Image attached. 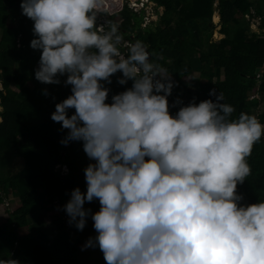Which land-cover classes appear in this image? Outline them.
<instances>
[{"label": "clouds", "instance_id": "clouds-1", "mask_svg": "<svg viewBox=\"0 0 264 264\" xmlns=\"http://www.w3.org/2000/svg\"><path fill=\"white\" fill-rule=\"evenodd\" d=\"M96 2L21 3L34 21L31 47L42 50L36 79L59 84L67 74L72 86L51 115L69 130L61 143L82 141L94 161L84 169L86 192L74 188L63 205L78 230L94 222L83 247L98 246L107 264H264V199L243 204L237 192L264 123L247 112L232 118L215 89V101L194 99L173 115L171 76L140 40L122 53L118 24L97 25ZM118 71L120 84H133L108 103L102 81ZM95 199L93 213L84 205Z\"/></svg>", "mask_w": 264, "mask_h": 264}, {"label": "trees", "instance_id": "trees-1", "mask_svg": "<svg viewBox=\"0 0 264 264\" xmlns=\"http://www.w3.org/2000/svg\"><path fill=\"white\" fill-rule=\"evenodd\" d=\"M137 1L128 0V9L134 12L129 6ZM155 2L163 12L159 36L149 52L174 82L168 97L169 111L174 115L194 99L197 104L206 99L215 101L216 96L210 95L215 89L217 95L222 94L223 102L234 107L232 118L247 112L264 123V0ZM21 3L0 0V104L5 113L0 121V168L10 163L18 167L7 175L0 169V212L4 217L0 222V259L13 258L19 264H107L98 246L91 247L92 261L79 256L81 246L97 234L94 222L89 216L84 229L78 230L69 223L63 208L74 188L87 190L84 169L73 156L83 142L62 144L69 130L51 119L55 105L71 94L72 86L64 83L67 74L60 76L59 84L36 79L42 50L31 47V40L36 38L34 21L22 13ZM216 7L221 18L220 33L224 35L219 39L213 36ZM256 17L259 31L251 26V18ZM119 33L122 39L117 47L127 54L125 39L136 41L121 27ZM122 75L118 71L111 83L102 81L110 89L106 102L111 103L113 95L132 87L131 79L126 84L118 82ZM178 99L182 103H177ZM74 111L70 109L69 115ZM59 157L67 173L58 166ZM247 160L251 174L238 184L237 192L244 197L241 203H258L264 199V136L255 142ZM93 162L88 159L87 165ZM10 195L21 201L12 211L3 205ZM84 207L94 213L100 209L99 200L86 201ZM55 211L45 218V214ZM34 212L44 214L33 219ZM24 226L28 231L20 234L18 228Z\"/></svg>", "mask_w": 264, "mask_h": 264}, {"label": "rangeland", "instance_id": "rangeland-1", "mask_svg": "<svg viewBox=\"0 0 264 264\" xmlns=\"http://www.w3.org/2000/svg\"><path fill=\"white\" fill-rule=\"evenodd\" d=\"M142 1V0H141ZM138 5H133L131 8L134 9L130 10L128 9V0H97L94 11L96 12V22L98 25H105L106 22L111 20L118 24L119 27L123 28L126 32L131 33L132 37L135 39V41L140 40L145 45H147V49L150 50L153 48L154 43L156 42L159 34H158V26L160 24L161 20V14L163 12V7H156L155 0H149L145 3L141 2ZM218 4V2L215 3V6ZM135 6V7H134ZM137 11V12H135ZM220 13L218 8L216 7L214 13H213V21L216 25L215 31H214V38L219 39L223 37L224 35L220 33ZM251 26L255 31H259V18H251ZM149 26V27H146ZM132 41H128L125 39L124 46H127V44ZM2 87V81H1V73H0V88ZM68 85H65L64 93L67 92ZM5 117V113L3 111V106L0 104V121ZM68 146L72 145V142H69L67 144ZM73 156L77 158V163L80 166L81 169H85L87 166V162L89 157L85 153L83 146H77L75 150L73 151ZM19 164L20 162H16ZM58 166L63 165L62 158H58ZM3 175H7L8 173L15 172L18 167L14 163H10L4 168H0ZM61 170L63 172H67V168L65 166H62ZM13 174V173H12ZM3 205L6 206L7 209L13 210L19 205H21L20 199L16 195H10L8 196L5 201L3 202ZM55 212H50L45 214V218L49 219L51 215ZM44 212H34L31 215V218H37L39 219L42 217ZM6 219V218H5ZM4 220V217L1 216L0 212V222ZM4 222V221H3ZM18 231L20 234H24L28 231V226L20 227L18 228ZM84 245L81 246L79 250V256L87 262L92 261L94 253L91 249V247L84 248Z\"/></svg>", "mask_w": 264, "mask_h": 264}, {"label": "bare ground", "instance_id": "bare-ground-1", "mask_svg": "<svg viewBox=\"0 0 264 264\" xmlns=\"http://www.w3.org/2000/svg\"><path fill=\"white\" fill-rule=\"evenodd\" d=\"M140 1H141V0H139V1L135 2V3L133 2V3H134V5H138V4L140 3ZM144 1H145V0H142L141 2H144ZM147 1H149V0H146L145 3H146ZM133 3H131V4H133ZM147 3H148V2H147ZM132 6H133V5H131V7H132ZM134 7H135V6H134Z\"/></svg>", "mask_w": 264, "mask_h": 264}, {"label": "water", "instance_id": "water-1", "mask_svg": "<svg viewBox=\"0 0 264 264\" xmlns=\"http://www.w3.org/2000/svg\"><path fill=\"white\" fill-rule=\"evenodd\" d=\"M148 50V49H147Z\"/></svg>", "mask_w": 264, "mask_h": 264}]
</instances>
